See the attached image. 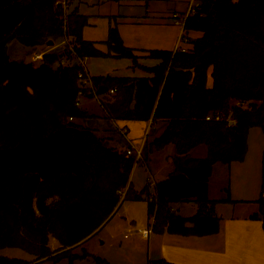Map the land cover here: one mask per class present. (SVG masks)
<instances>
[{"label": "trees", "instance_id": "1", "mask_svg": "<svg viewBox=\"0 0 264 264\" xmlns=\"http://www.w3.org/2000/svg\"><path fill=\"white\" fill-rule=\"evenodd\" d=\"M59 1L0 0V250L15 248L37 260L71 258L73 263L78 256L68 252L97 235L123 200H147L153 232L217 234L221 218L209 198L214 165L242 162L249 131L264 130V0H202L184 26V36L192 31L201 36L187 52L147 51L146 58L159 62L153 67L140 65L117 29L105 42L108 53L84 40L87 16L77 8L68 12L71 0H65L66 11ZM60 38L76 58H131L133 68L150 74L91 77L88 94L96 93L113 121L167 123L143 149V158L170 144L176 149L174 171L157 184L154 196L148 186L135 192L130 185L135 155L110 148L94 130L77 123L92 116L76 105L81 91L76 62L63 66L64 56L50 52L36 66L10 60L7 53L15 40L37 48ZM218 113L223 121L206 120ZM230 114L235 125L227 122ZM201 145L207 157H191ZM125 189L121 200L119 192ZM189 200L198 204L194 216L174 213L173 204ZM257 204L259 211L251 218L264 227V184ZM51 239L61 254L53 255ZM0 264L25 263L1 256ZM147 264L172 263L158 259Z\"/></svg>", "mask_w": 264, "mask_h": 264}, {"label": "rangeland", "instance_id": "2", "mask_svg": "<svg viewBox=\"0 0 264 264\" xmlns=\"http://www.w3.org/2000/svg\"><path fill=\"white\" fill-rule=\"evenodd\" d=\"M71 1L72 3L67 11L71 12L76 6L79 8V13L87 16L88 18V25L83 30L84 40L95 42L99 50L108 53L109 49L105 42L108 40L110 30L117 29L124 46L135 51V54L140 58V64L153 67L158 65L159 62L146 58V52L149 50H176L175 48L178 44L177 41L180 39L183 27H179L175 24L173 15L178 13L181 19L185 18L188 14L187 10L189 9L191 0ZM195 1L196 6L197 4L200 5L202 3V0ZM196 6L191 14H195L194 12H196ZM200 36L201 33L194 31L186 34L185 38H187L188 43H183V47H185L186 50L191 49L193 40ZM67 44L66 40L60 38L56 40L53 46H49L47 43L44 46L37 48H28L15 40L8 44L7 53L10 60L33 63L36 66L42 61V59H37L36 56L41 55L43 58L44 54L50 52L63 55L66 60V65L76 62L77 66L80 67V71L78 73V84L79 87H81V91L79 93L82 92L83 94L84 89L86 90V94H88L91 89V77L120 76L138 78L150 76V74L142 68H133L134 63L131 58H87L85 61V59L76 58L74 52L72 51V47H68ZM80 74L83 75L82 79H80ZM208 85H212L211 77H209ZM95 95L96 93H94V97ZM84 96L82 99L85 102L87 100ZM95 103L96 101L94 102V106L96 105L98 108L97 105L99 102L97 104ZM235 103L238 105L237 102ZM243 106L246 107L245 105ZM81 107L82 109L85 108L83 104ZM228 118H231V114ZM90 119L88 120V123L89 126L93 128L95 127L97 120L93 118ZM76 121L79 124H85V121L83 120ZM103 122L109 125L108 120ZM112 128L113 129L111 130L109 129L111 133L110 136H112V142L106 143L109 147L116 144L119 139L126 140L124 135L121 134L123 129ZM162 128H165L164 124L162 122H157L148 129L147 133L145 130L144 132L148 135V142H152L157 134L161 132ZM247 143L248 149L244 160L242 162H234L230 166L220 163L218 167L222 168H216L215 174L211 180L212 198H220V189L223 188L221 187L223 184L225 186L224 188L228 189L227 193H229V196L232 199L250 201V203L247 204H239L238 209L241 208L242 211H245V208L248 210L253 208L258 209L256 201H258L261 197L264 184V130L261 127L252 128L249 131ZM150 144L147 143L146 145ZM203 149H206V147L201 146L199 149L195 150L193 152V156L198 155V151H202ZM170 151H172V153ZM173 154L175 155V149L171 146L164 151H155L153 155H149V158L144 156V160L146 159V165L150 170V172L148 171V174L153 181L154 178L156 181L160 180L162 169L166 166L167 161L171 159ZM142 161L143 159L140 161L141 165H143ZM146 199L149 201L150 198ZM192 205L195 204L184 203L180 206L183 207L179 210L180 214L187 216L190 215V210L193 207ZM225 209L226 210L224 211H220L224 214V218L228 216L227 209L230 208ZM150 222L151 225L154 223L152 219ZM261 222L263 223V221ZM114 223L109 225V227H111L110 229L109 227L105 228L98 236H95L91 241H89L88 244L82 247L79 246L69 251V256L73 254L78 256V259L73 261V263L71 262V258H66L59 263H55L51 260V258L37 260L34 256L27 254L23 250L15 248L0 250V257L5 256L8 258L19 259L24 261L25 264H99L95 261V258L101 259L108 264H139L133 262L131 255L128 250H126V243L133 241L135 236L130 234L127 229H124L122 233L117 234L114 239H111V236L116 233L115 227L117 224ZM124 236H126V239ZM50 247L54 252L53 255L61 254L60 245L54 239H51ZM86 253L88 254L87 257H85Z\"/></svg>", "mask_w": 264, "mask_h": 264}, {"label": "crops", "instance_id": "3", "mask_svg": "<svg viewBox=\"0 0 264 264\" xmlns=\"http://www.w3.org/2000/svg\"><path fill=\"white\" fill-rule=\"evenodd\" d=\"M75 8L77 7L75 6ZM77 9L79 11V8ZM86 60L87 59H85V61ZM85 97L87 101L84 102V100L82 99L81 106L83 104L85 106L84 110L89 112L93 119L97 120V123L93 128L89 126L88 121L85 122V125L94 130L95 134L98 135L99 138L103 139L106 143L112 142V136H110V130L113 129L112 127H114L115 129L125 127L128 130V139L132 143H134V146H142L144 149V146L147 143L150 144L155 139L159 138L167 126V123L164 121H113L108 118L104 108L100 104V99L98 96L95 95L94 97V95L92 96L89 93ZM95 101V104L99 102L97 105L98 108L96 107V105L94 106ZM106 120H108L109 125L103 122ZM157 122H162L165 128L161 129V132L157 134L152 142H148V135H146V133L148 129ZM171 146L174 147V145L170 144L160 150H154L153 152H150L148 154L147 158H149V155H153L155 151H164ZM201 146L193 149L190 152V156L195 159H204L205 157H207L208 150L206 146V149L198 151V155L193 156V152L199 149ZM110 148H114L118 151H125L128 148V143L126 140L119 139L118 142L114 145H111ZM170 152L172 153V151ZM175 155L173 154L171 159L167 161L166 166L162 169L160 176L161 178L158 181H156L155 178L154 181L150 178L148 174V171L150 172V170L146 165V159L144 160L143 158V165H141V162H137L134 166L130 178V185L132 186L133 190L135 192H141L146 186H148L152 196H154L156 193L157 184L168 179L169 176L173 173V158ZM219 164L220 163L214 165L213 173L209 180V198L212 201H216L215 214L221 218L220 230L217 234L197 237L172 235L164 231L160 233L152 232L149 238L145 239L139 231L147 229L149 227L150 219L148 215L147 200H123L112 218L95 236H98L105 228L109 227V225L113 224L114 222V224H117V226L115 227L116 233L111 236V239H114L117 234L122 233L124 229H127L130 234L135 236V238L133 239V241H129L126 243V250H128L129 254L131 255V259L133 260V262L139 264H147L150 260L158 259H164L165 261L172 264H264L263 223L259 220H253L251 218L252 215L258 212L259 206L258 209L253 208L248 210L247 208H245V211H242L241 208L238 209L239 204H247L250 203V201L232 199L229 196V193H227L228 189L224 188L225 186L223 184L221 186L223 188L220 189V198L214 199L211 196V180L213 175L215 174L216 168H222L218 167ZM124 192L126 193L127 189H125ZM227 199H230L231 201L227 202ZM184 203L195 204L192 205L193 207L190 210L191 214L188 216L181 215L179 211L183 208L180 206H182ZM225 208H230L227 209L228 216H226V218H224V214L220 212L226 210ZM172 210L177 215L190 218L198 212V204L194 200H189L186 202L173 204ZM110 228L111 227H109V229ZM93 238L80 245V247L88 244V242ZM124 238L126 239V236H124Z\"/></svg>", "mask_w": 264, "mask_h": 264}, {"label": "built area", "instance_id": "4", "mask_svg": "<svg viewBox=\"0 0 264 264\" xmlns=\"http://www.w3.org/2000/svg\"><path fill=\"white\" fill-rule=\"evenodd\" d=\"M195 2H196L195 0H191V1H190L189 9L187 10V11H188V14L185 16V18H182V19H181V18H180V15H179L178 13L173 15V19L175 20V24L178 25L179 27H183V30H182V32H181V36H180V39H179V41H178V44H177V46H176V50H175V51L182 52V53H183V52H187L186 48L183 47V45H182L183 43H188L187 38H185V36H184V26H185V21H186L187 17H188L189 15H193V14H191V12L193 11L194 7L196 6V5H195V4H196ZM59 3L61 4L62 8L66 11L67 8H68V6H67V4H66V1H65V0H60ZM197 6H198V4H197ZM197 6H196V8H197ZM195 10H196V9H195ZM194 13H196V12H194ZM36 58H37V59H42V56H41V55H37ZM61 65H63V66L66 65V60H65V59H63V60L61 61ZM82 78H83V75L80 74V79H82ZM90 80H91V79H90ZM90 83L92 84L91 81H90ZM91 87H92V85H91ZM114 92H115V90H112V91H111L112 94H113ZM83 96H84V94H83L82 92L79 93L78 98H77V102H76V105H77V106H81V101H82ZM224 119H225L224 116L221 115V114H219V113L216 114V115H215V114H210V115L206 118L207 121H210V120L223 121ZM70 120L72 121L73 119L70 118ZM227 122H228L230 125H235V124H236V121H235V120H232L231 118H228V119H227ZM119 129H123V130L121 131V134L124 135V137H125V139H126L128 145H129L128 148H127V154H128V155H135L136 160H137L138 162H140V161L143 159V147H142V146H141V147H136V146H134V143H132V142L128 139V130H127L125 127H120ZM119 194H120V196H121V200H123L124 197H125V194H126V193L124 192V190H123V191H120ZM152 220H153V222H154V217H152ZM139 232H140V234H141L145 239H147V238H149L150 234L152 233V227H151V228L148 227L147 229L140 230Z\"/></svg>", "mask_w": 264, "mask_h": 264}, {"label": "water", "instance_id": "5", "mask_svg": "<svg viewBox=\"0 0 264 264\" xmlns=\"http://www.w3.org/2000/svg\"><path fill=\"white\" fill-rule=\"evenodd\" d=\"M48 45L49 46H53L54 45V42L50 41V42H48ZM76 65H77V63H75L74 66H76ZM99 94H100V90L97 92V95H99Z\"/></svg>", "mask_w": 264, "mask_h": 264}]
</instances>
